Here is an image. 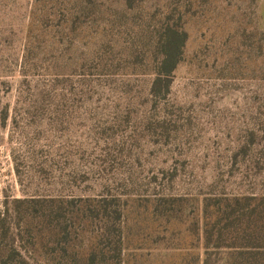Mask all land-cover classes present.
Instances as JSON below:
<instances>
[{
    "label": "rangeland",
    "instance_id": "1",
    "mask_svg": "<svg viewBox=\"0 0 264 264\" xmlns=\"http://www.w3.org/2000/svg\"><path fill=\"white\" fill-rule=\"evenodd\" d=\"M263 195L264 0H0V264H203Z\"/></svg>",
    "mask_w": 264,
    "mask_h": 264
},
{
    "label": "trees",
    "instance_id": "2",
    "mask_svg": "<svg viewBox=\"0 0 264 264\" xmlns=\"http://www.w3.org/2000/svg\"><path fill=\"white\" fill-rule=\"evenodd\" d=\"M184 41L171 31L166 37L152 87L154 93L159 90L161 78L171 77L175 71ZM233 200L226 216L222 215L206 231L199 229L206 240L203 264H264V195L238 196Z\"/></svg>",
    "mask_w": 264,
    "mask_h": 264
}]
</instances>
